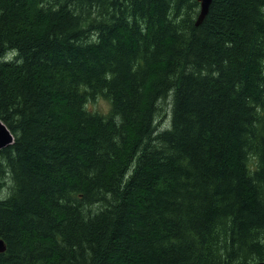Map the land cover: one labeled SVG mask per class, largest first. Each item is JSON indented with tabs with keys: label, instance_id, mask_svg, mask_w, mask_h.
Masks as SVG:
<instances>
[{
	"label": "trees",
	"instance_id": "trees-1",
	"mask_svg": "<svg viewBox=\"0 0 264 264\" xmlns=\"http://www.w3.org/2000/svg\"><path fill=\"white\" fill-rule=\"evenodd\" d=\"M199 13L0 0V264L264 260V0Z\"/></svg>",
	"mask_w": 264,
	"mask_h": 264
},
{
	"label": "water",
	"instance_id": "water-1",
	"mask_svg": "<svg viewBox=\"0 0 264 264\" xmlns=\"http://www.w3.org/2000/svg\"><path fill=\"white\" fill-rule=\"evenodd\" d=\"M200 3V13L197 23H200L209 10L212 0H197ZM14 141V136L7 125L0 119V149L6 147ZM7 245L3 238H0V253L5 252ZM254 264H264V260L255 262Z\"/></svg>",
	"mask_w": 264,
	"mask_h": 264
},
{
	"label": "rangeland",
	"instance_id": "rangeland-1",
	"mask_svg": "<svg viewBox=\"0 0 264 264\" xmlns=\"http://www.w3.org/2000/svg\"><path fill=\"white\" fill-rule=\"evenodd\" d=\"M89 107L93 110L100 111L102 113L108 112L110 109V103L104 99L99 98L96 100V102H90ZM8 193L7 188H3V190H0V195H6Z\"/></svg>",
	"mask_w": 264,
	"mask_h": 264
}]
</instances>
